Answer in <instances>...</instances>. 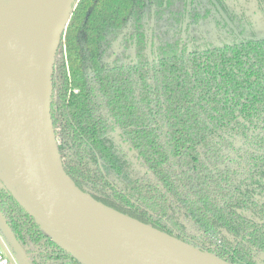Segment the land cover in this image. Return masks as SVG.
Returning a JSON list of instances; mask_svg holds the SVG:
<instances>
[{"label": "trees", "instance_id": "1", "mask_svg": "<svg viewBox=\"0 0 264 264\" xmlns=\"http://www.w3.org/2000/svg\"><path fill=\"white\" fill-rule=\"evenodd\" d=\"M195 1L74 3L52 75L59 153L96 200L264 264V34L231 28L226 0ZM241 1L264 15V0ZM0 210L31 264H84L6 189Z\"/></svg>", "mask_w": 264, "mask_h": 264}, {"label": "water", "instance_id": "2", "mask_svg": "<svg viewBox=\"0 0 264 264\" xmlns=\"http://www.w3.org/2000/svg\"><path fill=\"white\" fill-rule=\"evenodd\" d=\"M76 1L0 0V182L84 264H231L96 200L66 172L52 75ZM0 232L21 264H31L1 210Z\"/></svg>", "mask_w": 264, "mask_h": 264}, {"label": "rangeland", "instance_id": "3", "mask_svg": "<svg viewBox=\"0 0 264 264\" xmlns=\"http://www.w3.org/2000/svg\"><path fill=\"white\" fill-rule=\"evenodd\" d=\"M198 1V0H197ZM197 1H195V5H197ZM203 1V0H199ZM229 8L234 12V21L230 23L231 28H233L235 31H237V28H241L244 32L243 34L247 35L252 32H257V33H263L264 34V15L259 14L260 12H250L249 9H247V5L241 0H226ZM240 4V6L238 5ZM253 6V3L251 4ZM200 8V5H199ZM244 12L245 15L247 16L246 18H243L242 20L237 18L236 15H239V12ZM228 28L225 29V31ZM196 33H200V31H205L203 25H201L198 29H194ZM224 31V32H225ZM8 249H10L8 243H7ZM11 251V249H10ZM12 255L16 259L18 264H21V261L13 254L11 251Z\"/></svg>", "mask_w": 264, "mask_h": 264}, {"label": "built area", "instance_id": "4", "mask_svg": "<svg viewBox=\"0 0 264 264\" xmlns=\"http://www.w3.org/2000/svg\"><path fill=\"white\" fill-rule=\"evenodd\" d=\"M0 189H5L4 185L0 182ZM0 264H18L10 249H8L6 242L0 232Z\"/></svg>", "mask_w": 264, "mask_h": 264}, {"label": "bare ground", "instance_id": "5", "mask_svg": "<svg viewBox=\"0 0 264 264\" xmlns=\"http://www.w3.org/2000/svg\"><path fill=\"white\" fill-rule=\"evenodd\" d=\"M130 221L132 222V223H135V221H133V220H131L130 219ZM136 224V223H135ZM136 225H138V224H136ZM139 226V225H138ZM143 228V227H142ZM158 238V237H157ZM159 239H161V240H163V241H165V242H168V243H170V244H172L171 242H169V241H166V240H164V239H162V238H159Z\"/></svg>", "mask_w": 264, "mask_h": 264}, {"label": "flooded vegetation", "instance_id": "6", "mask_svg": "<svg viewBox=\"0 0 264 264\" xmlns=\"http://www.w3.org/2000/svg\"><path fill=\"white\" fill-rule=\"evenodd\" d=\"M3 240L5 241V239L3 238ZM6 242V241H5ZM6 245H7V242H6Z\"/></svg>", "mask_w": 264, "mask_h": 264}]
</instances>
